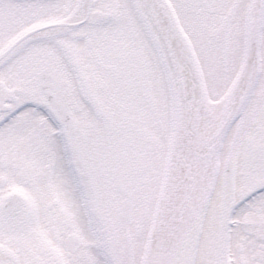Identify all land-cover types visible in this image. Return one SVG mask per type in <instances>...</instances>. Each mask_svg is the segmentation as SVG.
Wrapping results in <instances>:
<instances>
[{
  "label": "snow or ice",
  "instance_id": "obj_1",
  "mask_svg": "<svg viewBox=\"0 0 264 264\" xmlns=\"http://www.w3.org/2000/svg\"><path fill=\"white\" fill-rule=\"evenodd\" d=\"M0 264H264V0H0Z\"/></svg>",
  "mask_w": 264,
  "mask_h": 264
}]
</instances>
